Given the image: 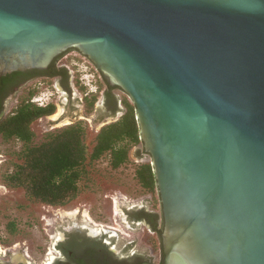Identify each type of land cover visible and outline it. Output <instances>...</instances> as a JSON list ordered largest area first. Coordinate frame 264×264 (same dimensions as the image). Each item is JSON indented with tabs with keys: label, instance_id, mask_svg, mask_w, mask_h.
Segmentation results:
<instances>
[{
	"label": "water",
	"instance_id": "95a60500",
	"mask_svg": "<svg viewBox=\"0 0 264 264\" xmlns=\"http://www.w3.org/2000/svg\"><path fill=\"white\" fill-rule=\"evenodd\" d=\"M69 50L136 107L164 264H264V0H0V77Z\"/></svg>",
	"mask_w": 264,
	"mask_h": 264
},
{
	"label": "trees",
	"instance_id": "16d2710c",
	"mask_svg": "<svg viewBox=\"0 0 264 264\" xmlns=\"http://www.w3.org/2000/svg\"><path fill=\"white\" fill-rule=\"evenodd\" d=\"M64 55L53 61L50 72H43L46 75L44 81L60 78L64 85L70 86L73 79L70 69L59 64ZM73 80L84 94L82 103L85 113L91 115L97 112L98 93L89 95L79 79ZM103 80L105 86H101L99 91L112 113H102L96 121L105 118H113V121L104 125L91 141L82 121L48 131L38 138L32 129L33 123L54 115L57 105L39 106L33 103L32 99L38 93L36 88L30 89L27 96L21 98L12 113L0 122L3 142L15 139L22 143L20 151L10 161L12 168L1 173V181L7 188L22 189L31 203L65 207L92 187L97 165L107 160L111 171L133 164L137 184L150 192L157 190L150 162L138 164L131 160L132 150L142 144L136 107L119 87L110 86ZM116 90L124 94L118 95ZM7 231L10 235L16 234V224L8 223ZM3 242L0 233V243Z\"/></svg>",
	"mask_w": 264,
	"mask_h": 264
},
{
	"label": "rangeland",
	"instance_id": "374dc122",
	"mask_svg": "<svg viewBox=\"0 0 264 264\" xmlns=\"http://www.w3.org/2000/svg\"><path fill=\"white\" fill-rule=\"evenodd\" d=\"M64 54L65 55L59 60V64L70 69L72 78L79 79L86 87L89 95L98 93L99 97L96 105L98 108L103 100V94L99 91L101 86H105L103 76L90 60L85 56L84 59L83 55L78 51L69 50ZM72 58H78L79 61H75ZM76 63L78 66L75 65ZM83 65L88 67L87 70L90 75H92L90 76V80L92 81L89 80L91 83L90 85L84 84L80 79L85 74L84 71H81L86 69L83 68ZM89 81L84 79L85 83ZM72 84V93L66 94L65 90L56 79L51 81L40 80L39 82H36L35 87L38 90L37 95L42 98L39 104L45 106L54 103L57 105L56 113L60 110L62 113L60 119L56 121L50 116L39 119L33 123L32 129L36 132L38 138H41L42 135L48 131L65 127L77 121H82L87 127L89 141H91L104 124L113 121V118L96 121L98 111L91 115H87L85 113V106L82 103L84 94L74 82H72ZM115 92L118 95L124 94L120 90H116ZM70 102H72V105L69 109L64 111V104H70ZM119 116L120 114L118 117ZM21 147L22 143L18 140L12 139L3 142L0 137V233L5 241L0 243V246L3 247V249L13 248L11 251L13 259H24L25 251L31 255L36 264L40 263L44 247L46 245L49 246L51 243V239L45 231V228L47 227L44 225L43 218L46 217L48 220L56 218L54 215L60 213L62 209L66 210V207L80 208L81 206H84L86 209L90 208L94 220L98 223H103L102 221H104V219L106 220L104 222H110L113 209L112 200L106 196L117 194L119 197L123 195L138 201L144 197L154 195L155 207L157 211H161L158 191L146 192L140 188L134 179L135 167L133 164L127 165L118 171H111L108 168L107 160H103L97 165V173L95 174L96 179L92 187L85 190L77 200L69 205L57 208L39 203H31L26 199L25 193L22 189L11 190L1 181V173L12 168L10 161L13 158V155L20 151ZM136 150H140L142 153L145 152L142 144L134 148L131 152L132 161H136V157H134ZM149 162L150 156L145 153L142 158V163ZM120 209H122V207H120ZM120 209H118V213L121 214L122 211ZM10 222H14L17 226V233L14 235H10L7 231V225ZM53 231L49 234L54 235Z\"/></svg>",
	"mask_w": 264,
	"mask_h": 264
},
{
	"label": "flooded vegetation",
	"instance_id": "af4514ba",
	"mask_svg": "<svg viewBox=\"0 0 264 264\" xmlns=\"http://www.w3.org/2000/svg\"><path fill=\"white\" fill-rule=\"evenodd\" d=\"M50 66L45 70L17 71L0 77V122L12 113L30 89L36 88V82L46 78L43 72H50ZM55 79L66 94L72 93L73 79L68 87L60 78ZM71 105L72 102L65 103L64 111ZM98 108L97 118L102 113H112L104 97ZM144 155L145 152L136 150V161L133 162L141 164ZM153 196L138 201L117 194L106 196L112 200L110 222H104L105 219L103 223L96 222L90 208L84 206L66 207L51 220L44 217L45 231L51 243L44 247L37 264H164V218L162 208L157 211ZM117 209L122 211L121 214ZM52 231L54 235L49 234ZM12 250L0 246V264H36L25 251L24 259H13Z\"/></svg>",
	"mask_w": 264,
	"mask_h": 264
},
{
	"label": "built area",
	"instance_id": "2783aa9c",
	"mask_svg": "<svg viewBox=\"0 0 264 264\" xmlns=\"http://www.w3.org/2000/svg\"><path fill=\"white\" fill-rule=\"evenodd\" d=\"M78 55H80V54H78ZM77 57V56H76ZM83 58L85 59V57L83 56ZM72 59H74L75 61L77 60V61H79L78 60V58H72ZM76 66H78V64L76 63L75 64ZM84 66V65H83ZM83 68H86L85 70H81V71H84L85 72V74H84V76H82L80 79H81V81L84 83V84H86V85H90L91 83H90V81H92V80H90V76H92V75H90V73L88 72V67L87 66H84ZM83 72V73H84ZM84 79H86L87 81H89V82H87V83H85L84 82ZM41 99L42 98H40L38 95H35L34 97H33V99H32V102L33 103H35V104H37V105H39V106H43V104H39L40 103V101H41Z\"/></svg>",
	"mask_w": 264,
	"mask_h": 264
},
{
	"label": "bare ground",
	"instance_id": "6f19581e",
	"mask_svg": "<svg viewBox=\"0 0 264 264\" xmlns=\"http://www.w3.org/2000/svg\"><path fill=\"white\" fill-rule=\"evenodd\" d=\"M61 110L58 112V113H55L54 115H52L51 116V118L54 120V121H56V120H58L59 118H60V116H61ZM118 201V200H117ZM118 210V209H117ZM116 210V211H117ZM60 212V211H59ZM67 212V211H66ZM118 212V211H117ZM68 214V213H67ZM76 215V214H75ZM74 216V215H73Z\"/></svg>",
	"mask_w": 264,
	"mask_h": 264
}]
</instances>
